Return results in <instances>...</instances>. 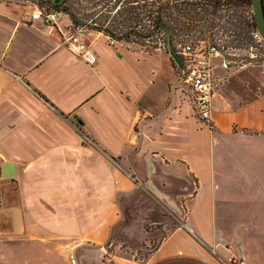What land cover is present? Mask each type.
Instances as JSON below:
<instances>
[{
	"label": "crops",
	"instance_id": "crops-1",
	"mask_svg": "<svg viewBox=\"0 0 264 264\" xmlns=\"http://www.w3.org/2000/svg\"><path fill=\"white\" fill-rule=\"evenodd\" d=\"M32 12L0 0V264H264L263 65L215 66L210 127L166 46L91 29V63ZM128 199L180 221L141 260L107 255Z\"/></svg>",
	"mask_w": 264,
	"mask_h": 264
},
{
	"label": "trees",
	"instance_id": "trees-1",
	"mask_svg": "<svg viewBox=\"0 0 264 264\" xmlns=\"http://www.w3.org/2000/svg\"><path fill=\"white\" fill-rule=\"evenodd\" d=\"M251 5L252 0H62L60 8L38 6L68 14L76 27L102 31L110 39L130 44H161L173 55L174 44L191 38L185 35L194 30L209 32L208 37L196 38L215 40V28L222 27L234 36L229 46L254 40L259 34L254 14L247 19L238 11L229 12L231 6Z\"/></svg>",
	"mask_w": 264,
	"mask_h": 264
},
{
	"label": "built area",
	"instance_id": "built-area-1",
	"mask_svg": "<svg viewBox=\"0 0 264 264\" xmlns=\"http://www.w3.org/2000/svg\"><path fill=\"white\" fill-rule=\"evenodd\" d=\"M61 14L58 10H48L36 5L32 17L56 23L60 20ZM76 29L65 39L69 50L94 63L97 57L90 51L84 39L85 28L77 26ZM255 36L264 46V38L257 33ZM228 43L221 39L191 37L177 43V49L172 55L176 71L181 74L183 86L196 116L210 127H212L213 89L218 82L214 76L215 66L219 64L229 69L247 64H261L264 67V54L254 52L252 45L251 50L246 51L244 46H229Z\"/></svg>",
	"mask_w": 264,
	"mask_h": 264
},
{
	"label": "rangeland",
	"instance_id": "rangeland-1",
	"mask_svg": "<svg viewBox=\"0 0 264 264\" xmlns=\"http://www.w3.org/2000/svg\"><path fill=\"white\" fill-rule=\"evenodd\" d=\"M62 0H31L33 11L34 4L44 5L48 8H60ZM237 12L244 15L245 18L250 19L251 15L254 14L253 5L251 6H231L229 12ZM224 23L225 20H224ZM85 27L84 39L86 40L89 46L92 45L91 39L87 38V33L91 30L90 28ZM69 33L76 31V26L72 23L69 27ZM214 34V39L223 40V41H232L233 35L230 34V31H225L222 27H216ZM208 37L209 32L201 34L199 31H192L185 37ZM126 45L131 47L142 46L138 44H130L125 41ZM236 42V40H235ZM176 43V41H175ZM253 46V51L259 54H264V46L259 43L257 37L254 36V40L246 41L243 40L242 45L246 47V51H250V46ZM161 45V44H160ZM159 45V46H160ZM175 49H177L176 44ZM164 46V45H162ZM171 49V48H170ZM172 50V49H171ZM148 201V200H147ZM125 215L123 221L114 228L112 235L110 236L108 246V256H113L116 253H123L125 257H135L136 259L146 258L160 243V241L168 234L171 228H174L179 224V219L174 214V212L168 211L161 207L160 212L162 215L157 214L156 216L152 213H148L149 207L146 204V200L140 199L133 201L128 199L124 202ZM152 211V210H151ZM165 215V216H164ZM168 222L167 228L163 227V223L160 221ZM147 229L149 232H144V229ZM232 260V259H231ZM234 261V259L232 260ZM238 262L239 260H235ZM240 263V262H239Z\"/></svg>",
	"mask_w": 264,
	"mask_h": 264
},
{
	"label": "water",
	"instance_id": "water-1",
	"mask_svg": "<svg viewBox=\"0 0 264 264\" xmlns=\"http://www.w3.org/2000/svg\"><path fill=\"white\" fill-rule=\"evenodd\" d=\"M253 11L257 25L258 33L264 38V5L263 0H252ZM13 163H6L4 165L5 174H14Z\"/></svg>",
	"mask_w": 264,
	"mask_h": 264
}]
</instances>
